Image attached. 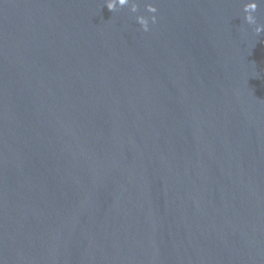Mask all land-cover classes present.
I'll list each match as a JSON object with an SVG mask.
<instances>
[{"label": "water", "instance_id": "obj_1", "mask_svg": "<svg viewBox=\"0 0 264 264\" xmlns=\"http://www.w3.org/2000/svg\"><path fill=\"white\" fill-rule=\"evenodd\" d=\"M106 2L0 0V264H264V2Z\"/></svg>", "mask_w": 264, "mask_h": 264}, {"label": "clouds", "instance_id": "obj_2", "mask_svg": "<svg viewBox=\"0 0 264 264\" xmlns=\"http://www.w3.org/2000/svg\"><path fill=\"white\" fill-rule=\"evenodd\" d=\"M261 2H264V0H261ZM131 7V12L135 13L138 10V6L135 2V0H107L106 7L109 11L114 12L117 10V8H123L125 6ZM147 11L149 13H155L157 9L151 5L147 7ZM257 11V3L250 2L246 3L243 8L244 12V21L250 25L255 26L254 32L257 35H260L261 33H264V25L257 24V19L255 15H253ZM137 23L142 27L143 31L147 32L149 30V21L144 16H137L136 17ZM156 17H152V22L155 23Z\"/></svg>", "mask_w": 264, "mask_h": 264}]
</instances>
